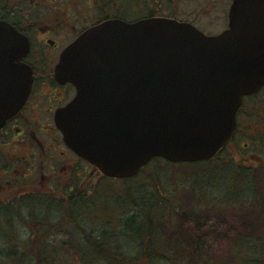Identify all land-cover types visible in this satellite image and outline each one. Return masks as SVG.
<instances>
[{"label": "water", "instance_id": "water-1", "mask_svg": "<svg viewBox=\"0 0 264 264\" xmlns=\"http://www.w3.org/2000/svg\"><path fill=\"white\" fill-rule=\"evenodd\" d=\"M227 27L151 16L110 18L60 52L54 77L75 88L55 111L64 142L104 175L129 177L149 159H209L235 128L242 96L264 84V0H232ZM27 38L0 20V126L23 104Z\"/></svg>", "mask_w": 264, "mask_h": 264}, {"label": "trees", "instance_id": "trees-1", "mask_svg": "<svg viewBox=\"0 0 264 264\" xmlns=\"http://www.w3.org/2000/svg\"><path fill=\"white\" fill-rule=\"evenodd\" d=\"M221 151L211 159L181 163L154 157L130 177L100 173L97 185L89 184L85 175L73 190L62 186L57 196L18 191L14 199L0 202V240L6 241L5 249H0V264H155L160 257L168 264H188L193 250L184 238L179 241L182 247L165 248V226L174 221L173 208L182 203L181 192L190 195L186 205L198 211L211 206L262 204L264 208L259 191L264 185V165H247ZM104 178L111 182L104 183ZM18 218L24 228L29 227L24 251L15 246L13 226ZM94 218L101 219L102 231L94 229ZM118 227L129 232V251L118 243L125 240ZM257 228L252 234L233 238L231 264H264V218ZM51 231L64 238L52 241ZM203 254L197 259L200 264H214ZM226 260L218 264H227Z\"/></svg>", "mask_w": 264, "mask_h": 264}, {"label": "flooded vegetation", "instance_id": "flooded-vegetation-1", "mask_svg": "<svg viewBox=\"0 0 264 264\" xmlns=\"http://www.w3.org/2000/svg\"><path fill=\"white\" fill-rule=\"evenodd\" d=\"M231 1L208 0L210 14L200 13L203 19L199 20L201 3L182 9L179 0H132L131 5L123 0H0V19L9 22L28 39L29 48L20 61L31 69L27 98L0 127L2 160L12 165L9 172L0 176V193L6 192L0 202L14 199L16 191L25 189L57 196L62 186L73 190L80 178L86 175L89 179L97 171L64 143L54 122L55 110L75 94L71 83L54 77V65L67 43L86 28L112 17L133 21L140 17L167 16L188 21L204 31L201 22L214 23L209 17L213 14L219 17L221 6L226 20L223 29ZM250 106L255 108L253 122L243 124L244 129L239 128L243 100L236 113L235 130L227 143L235 141L237 132H247L252 139L264 132L260 129L264 128V105H256L254 99ZM257 112L260 116L255 118ZM18 178L24 180L18 181ZM20 182L23 184L18 186Z\"/></svg>", "mask_w": 264, "mask_h": 264}, {"label": "rangeland", "instance_id": "rangeland-1", "mask_svg": "<svg viewBox=\"0 0 264 264\" xmlns=\"http://www.w3.org/2000/svg\"><path fill=\"white\" fill-rule=\"evenodd\" d=\"M124 2L131 5L132 0H123ZM148 2L147 0H144ZM181 2V8L185 9L189 5L197 6V3H201V9L198 11L199 20H202L203 17L200 16V13H206V15L210 14V8H208V0H179ZM185 7V8H184ZM224 8L221 6L220 8V16L215 17L214 14L209 17V19L213 20L214 23H206L201 22L204 26V32L206 33H214L215 31L221 29L225 23V14L222 13ZM205 16V15H202ZM211 25H216L215 27H209ZM256 101V105L264 104V87L260 89V91L254 95V97H247L244 100V107L241 110V118H240V126L239 128H243V124H250L254 120L253 111L255 108L250 106L252 100ZM260 116V113L257 112L255 118ZM242 117H246L247 119L244 121ZM263 118V116H261ZM259 126V124H258ZM252 125L248 128L251 130ZM260 127V126H259ZM264 131V128H260ZM235 141L228 142L224 145L223 151H221V155L226 154L234 158L236 161L243 162L247 165H258L262 163L264 165V132L259 133L257 136L252 139V137L246 132V134H241L237 132L234 136ZM244 142L245 145L243 144ZM225 156V155H223ZM3 154L0 151V176L3 175L5 171H10L12 165L4 162ZM7 172V173H8ZM6 173V174H7ZM100 173L95 172L87 181L88 183H94L97 185V182L100 181ZM18 181L24 180L23 178H18ZM81 180V178L79 179ZM111 182L110 178H104V183ZM23 182L17 184L18 186L22 185ZM117 185V182L114 183ZM87 187V186H85ZM259 191L261 196L264 198V185L259 187ZM17 194V191L14 195ZM6 197V192L0 193V198ZM187 196V197H186ZM189 194L185 191L180 193L179 198H181V202L177 204L173 208V212L176 214L174 217L173 223L165 226V240L167 241L166 249L182 247L179 246L180 238H184V242L191 247L192 258L188 255L187 260L188 264H200L198 259L199 255L203 253L207 257V261L210 263L218 264L223 260L227 261V264H231L229 250L231 248V243L233 242V238L238 236H245L254 233L260 226V222H262L264 218V208L260 207H221V206H211L205 207L198 210H193L188 205H186V199H189ZM26 213V212H24ZM52 215H56V212L52 213ZM18 218L13 226L15 231V238H17L15 242V246L19 249V251H24V243L23 241L26 237H29L30 233L28 228H24V224ZM2 220V219H1ZM99 218H94L92 220L93 227L97 232L103 230L102 224L100 223ZM115 220V219H113ZM99 222V223H98ZM5 223V222H3ZM6 224V223H5ZM92 225V224H91ZM7 226V225H6ZM8 227V226H7ZM5 227V228H7ZM119 235L122 239L125 238L122 242L118 241L121 249L125 251H129L132 247L131 243L128 242L126 244V237H129V232L125 229V227H118ZM7 232H9V227ZM49 239L54 242H59L64 238V234H54L52 231L48 233ZM29 242V241H25ZM124 243V244H122ZM6 241L0 240V249L4 250L6 247ZM131 245V246H128ZM26 251V250H25ZM203 254V255H204ZM226 257V259H224ZM191 259V262H190ZM236 263V260H232ZM155 264H168L163 258H158L155 260Z\"/></svg>", "mask_w": 264, "mask_h": 264}]
</instances>
